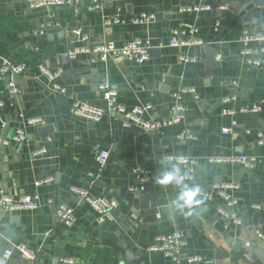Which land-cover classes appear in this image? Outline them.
<instances>
[{
	"label": "crops",
	"instance_id": "obj_1",
	"mask_svg": "<svg viewBox=\"0 0 264 264\" xmlns=\"http://www.w3.org/2000/svg\"><path fill=\"white\" fill-rule=\"evenodd\" d=\"M31 1L0 0V65H25L23 73L0 78V139L8 141L0 143V191L17 199L38 195L34 208L9 210L0 205V257L6 249L12 251L6 264H61L64 257L81 264H176L149 246L157 235L179 231L186 234L187 244L177 264H264V240L255 234L256 229L264 231V160L253 169L208 161L212 156H264V141L259 143L264 140V110L223 114L248 103L264 106V66L251 67L240 57L242 31H261L264 25V0H105L94 9L92 0H64L35 9L29 7ZM189 5L211 8L180 13ZM142 12L155 17L130 21ZM113 17L122 22L106 25L105 19ZM193 26L199 28L195 36L202 45H170L176 28ZM74 29H81L86 41ZM133 39L150 42L151 56L143 64L125 58L92 60V52L68 57L76 47L104 41L122 45ZM205 45L217 52L210 73ZM184 54L197 59L183 61ZM42 65L61 70L65 92L53 89ZM10 82L16 92L10 91ZM102 82L117 91L128 109L150 105L144 120L170 118L178 105L183 119L159 131H145L126 125L119 115L98 122L73 115L74 99L106 106L99 90ZM34 118L44 123L29 124ZM224 127L231 132L224 134ZM20 130L26 137L16 141ZM184 131L195 137L182 139ZM38 147L46 153L35 156ZM102 148L110 151L103 169L96 160ZM180 157L195 161L185 183L204 191L198 199L205 203L187 218L189 210L179 208V185L149 182L140 192L129 190L136 184L135 167L151 169L156 177L173 165L184 172ZM47 178L52 180L37 184ZM222 183L239 185L233 192L239 208H227L241 224L223 217L219 208L225 203L210 196L214 185ZM73 187L115 200L112 217L100 221ZM61 204L75 208L76 219L69 227L59 220ZM18 245L37 252V261L23 259ZM192 255L203 260L189 263Z\"/></svg>",
	"mask_w": 264,
	"mask_h": 264
},
{
	"label": "built area",
	"instance_id": "obj_2",
	"mask_svg": "<svg viewBox=\"0 0 264 264\" xmlns=\"http://www.w3.org/2000/svg\"><path fill=\"white\" fill-rule=\"evenodd\" d=\"M105 0H92L91 9H94L100 3ZM64 3V0H32L29 4V7L32 9L46 6H58ZM209 5H189L180 9V13H185L189 11H199L203 9H210ZM227 5H220L219 9H226ZM155 17L154 13L151 12H142L139 15H136L131 18V22L134 24L149 22ZM122 19L120 17L106 18L105 24L112 25L114 23H120ZM219 29V23H216V30ZM74 34L80 38L82 41H86L87 36L82 33L81 29H74ZM198 27H189V28H176L173 31V35L170 39V45L173 47L200 44L203 42L200 38L195 35L198 34ZM240 42L242 43V49L240 51V57L247 65L255 68L264 66V25L261 27V31L254 32L249 28H245L240 35ZM92 52L95 55V58L92 60L99 61H109L110 59H119L125 58L132 60L136 64H143L149 60L151 56V45L149 40L133 39L122 45H118L114 41H104L93 45V47L81 46L76 47L68 53V57L73 59L80 53ZM181 60L189 61L195 60L196 57H190L186 54L182 55ZM41 70L53 81V89L59 92H65V87L59 82L61 76V70L49 71L46 67L42 65ZM25 71L24 64H10L4 62L0 65V78L6 73L21 74ZM165 76V75H164ZM8 87L11 92H16L14 88V83H8ZM99 90L102 94L103 99L106 102V106L99 107L94 104L87 102H82L79 100H73L70 104V112L73 115L82 117L89 121L98 122L101 121L106 115H119L124 120L126 125L135 124L141 127L145 131H159L167 125L180 122L183 119V114H181L182 107L180 105L176 106L175 114L170 118L164 119H153V120H144L142 114L145 110L151 108L150 105L140 106L136 105L131 109L126 108L119 99L118 93L116 90L112 89L107 82H102L99 84ZM230 100V98L225 99ZM0 105L2 103L0 102ZM264 110L262 103H248L244 104L237 109H226L223 111L224 115L235 114L238 112L241 113H259ZM44 123L41 118H34L29 120V124H39ZM237 121H232V126H236ZM224 134H229L231 132L230 127L222 128ZM26 137L25 132L20 130L18 135L14 137L16 141H22ZM182 139L185 138H194L195 136L187 131H184L180 134ZM263 139L259 140V143H263ZM0 143L6 144L7 140L0 139ZM46 153V149L38 147L34 151L35 156H39ZM110 157V151L108 149L102 148L98 151L96 160L101 169H103ZM264 160L261 157L248 156V155H237V156H212L208 159L210 162L221 163L229 162L233 164H239L246 168L253 169L256 164ZM177 161L184 167V172H181L182 176L188 177L191 176V173L194 171L195 161L188 157H180ZM133 176L136 180V184L130 186L129 190L133 193L140 192L145 188V185L149 182H156L155 174L151 169L137 166L132 171ZM52 178H47L41 181H37V184L46 183L51 181ZM187 180V179H185ZM239 185L235 183H222L216 184L213 187V192L210 194L211 197L218 196L225 203V206L219 208L220 214L237 224L242 223V219L229 208H239V200L233 194L235 189H238ZM72 192L78 195L79 199L89 203L92 208L99 214L100 221H104L106 218H111L112 213L111 209L117 206L115 200H108L103 197H93L87 189L73 187ZM201 193L204 194V191L201 190ZM38 203V195H23L19 199L14 198L12 195L6 193L5 191H0V205L9 210L23 209V208H34ZM256 208H259V205H255ZM58 217L59 220L65 226H71L75 219L76 213L75 208L69 204H61L58 206ZM136 217V215H134ZM255 234L257 237L264 240V231L256 229ZM187 244V237L184 232H171L159 234L155 237L154 242L149 246L150 250L161 252L165 257L170 259L174 263H180L183 250ZM249 245V243H247ZM18 250L26 261L31 263L37 261L38 253L29 249L26 245H18ZM12 251L6 249L0 257V264H6L7 260L11 257ZM247 257V255H246ZM203 257L200 255H192L187 257L189 263H195L202 261ZM61 264H81L77 262L72 257H64L61 259Z\"/></svg>",
	"mask_w": 264,
	"mask_h": 264
},
{
	"label": "clouds",
	"instance_id": "obj_3",
	"mask_svg": "<svg viewBox=\"0 0 264 264\" xmlns=\"http://www.w3.org/2000/svg\"><path fill=\"white\" fill-rule=\"evenodd\" d=\"M155 179L156 183L161 186H168L172 184L180 186V195L178 200L182 201V203L179 204V208L182 212L185 208L189 210L185 214L186 218L193 215L195 208L205 203V200L198 199L202 194L200 186H189L186 184L185 179H188V177L182 176L180 168L176 165H173L171 171H165L155 177ZM206 198L207 194H205V199Z\"/></svg>",
	"mask_w": 264,
	"mask_h": 264
},
{
	"label": "water",
	"instance_id": "obj_4",
	"mask_svg": "<svg viewBox=\"0 0 264 264\" xmlns=\"http://www.w3.org/2000/svg\"><path fill=\"white\" fill-rule=\"evenodd\" d=\"M204 48L209 53V55H211V59L206 60V65L209 66L208 73H210L211 65L213 64V58L216 56L217 52L215 50L210 49L207 45H205Z\"/></svg>",
	"mask_w": 264,
	"mask_h": 264
}]
</instances>
